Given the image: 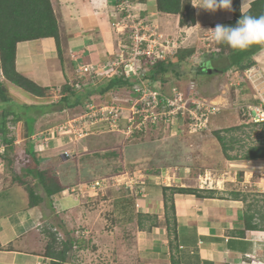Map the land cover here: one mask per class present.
<instances>
[{"label":"crops","instance_id":"1","mask_svg":"<svg viewBox=\"0 0 264 264\" xmlns=\"http://www.w3.org/2000/svg\"><path fill=\"white\" fill-rule=\"evenodd\" d=\"M50 1L59 26L61 39L59 48L54 37L20 41L16 47L17 71L38 85L50 88L45 96H36L29 92L36 100V104H43L42 101L52 97L50 95L52 92H60L66 82L69 84L76 82L74 80L80 64L100 63L105 66L107 62L112 61L122 42L119 39L121 33L115 28V23L122 18L120 15L109 14L113 0ZM239 1L240 9L243 11L250 8L248 0ZM136 6L150 19L159 16L163 24H171L172 20H175V25L168 34L173 35L179 29V15L159 11L155 0H138ZM232 9L210 12L212 17L210 25L213 26L208 27L209 24L200 20V15L204 17L208 12L197 8V24L190 30V36L195 32L196 34L207 32L209 28L214 29L217 24L232 20L235 17L233 0ZM90 16L93 20L87 21L85 25V19ZM204 24L206 28L201 31L199 28ZM173 30H176L175 33ZM63 35L66 36V41L62 40ZM253 58L256 64L252 67L255 70L262 68L264 71V47ZM256 102L258 100L252 101L253 104ZM24 103L30 104V101ZM51 128L53 127L49 126L36 132L32 131L28 137L24 136L25 131L21 132L18 144L14 145L22 147L26 143L28 146L29 142L37 145L39 140L35 137L38 134L48 135ZM54 139L62 138L55 136L48 140L47 145L42 143L48 155L46 157L40 155L42 167L53 166L46 165V162L51 160L50 151L57 148ZM59 145H63L61 141ZM68 152L70 154L67 156L65 153L61 155L65 160L71 156L76 157L72 150ZM6 163L11 167L9 159L0 160V264H49L50 257L45 253L48 238L43 231L44 227L54 226L56 230L74 236L75 230L71 231L70 226L76 224L82 227L89 225L92 232L88 239L92 240L93 248H98L94 255L106 251L108 259L101 258V264H264V230H251L245 227L242 219L244 201L234 197L229 198L228 195L215 197V192H208L210 189L202 192L207 193L205 197L176 193L172 203L170 202L174 205V211H168L165 208L163 188L154 187L148 190L149 187L147 189L145 187V192L148 190L150 194L135 197L138 213L135 235L132 238H125L121 234L122 228L118 226L116 232L111 235L107 231L101 232L96 228L95 230V226L91 229L92 224L87 222L90 221L87 217L94 214L90 213V210L83 211L86 200L76 199L68 192V188L77 183L67 185L62 181L68 188L55 194L53 198H48L33 174L27 172L26 167L23 171L25 175L17 176L31 181L30 184L42 197L36 205L30 206L25 185L15 181L17 176H11L5 166ZM57 172L61 177L59 169ZM178 177L181 176L172 177L174 182H181L175 184L176 186L197 187L192 181H188L186 176ZM167 181L165 179V184L163 183L165 186L172 185ZM71 216L75 218L73 221ZM83 239L85 238L82 237ZM104 242H107V245L104 246ZM105 247L111 248V258L109 249ZM81 251L85 253L88 249ZM84 262L86 264L88 261Z\"/></svg>","mask_w":264,"mask_h":264},{"label":"rangeland","instance_id":"2","mask_svg":"<svg viewBox=\"0 0 264 264\" xmlns=\"http://www.w3.org/2000/svg\"><path fill=\"white\" fill-rule=\"evenodd\" d=\"M206 11L208 15L204 17L200 15V20H204V22L209 24L208 27L213 26L210 25V22H212L211 11ZM85 20V25H87V21L91 22L93 17L90 16ZM154 20L160 25V30L165 35H169L171 27L175 25V20H172L171 24H163L159 16L155 17ZM205 25H202L199 29L201 31L204 30L206 28ZM174 31L176 30H173V33H175ZM207 35L212 36L210 28L207 32L202 31L200 34L195 32L193 36L189 35L186 45L194 46L198 51L189 59L190 61L188 60L180 66L179 75L171 72L167 79L169 81L165 83L164 89H167L170 85H178L182 89H188V85H190L192 89L194 85L191 82H195V87L200 93V95L196 96L212 98L214 102L219 100L215 103L221 107V110L209 119L208 128L202 131L190 132L188 127L187 129L183 127L184 130L178 131L175 130L177 129L176 126L174 130L169 127V130L167 125L159 123L153 126L149 125L140 130L137 127L139 124L135 122L134 128L127 131L124 120L120 121L119 130L115 129V125H112V120H103L95 124L89 130V134L83 138L75 139L73 136L65 135L58 136L62 138L60 140L54 139V141L56 140L57 148L50 151L52 157L50 161L46 162V165H53L59 169L62 181L65 184L79 183L80 181H82L80 183H88L97 179H103L108 184V188H105L103 192L100 191L99 194L94 196L86 195V197L80 199L86 200L83 211L88 212L90 210V213L94 214L87 217V220H90L87 222L92 224L91 229L95 226L94 229L96 228L101 232L107 231L111 235L116 232V227L118 226L122 228L121 234L125 238H132L135 235L134 231L137 228L136 218L138 215L136 204L134 215H131L129 210H125L127 208L125 202L127 198H135L136 195L140 194L136 190L128 193L125 185H120L118 188L112 186L111 184L116 182L115 177L120 180L121 184L131 177H135V179L144 178L145 184L143 186L146 189L149 187L148 190H152L154 187H166L164 185L165 177L168 180L167 182L172 184L167 187H173L176 186L175 184H181L180 181H173L174 176L175 178L176 175L181 176L178 178L186 176L188 181H192L194 186H197L194 188L214 190L215 197L221 198L228 195L229 198H233L232 193L234 191H240L242 195L247 194V198H238L244 201V209L250 203L264 207V195L262 196L264 193L261 194L259 192L260 188L257 186L258 182H264V159H260L258 162H255V160L227 159L215 133L217 130H221V134L229 142L232 140L233 149L229 151V154L239 158L249 146L264 141V123L257 124L254 119L251 120L250 116L248 118L244 117L240 111V105L252 103V101L259 100L258 98L261 96L264 98V71L262 68H259L261 71L256 70L257 79L253 83L247 78L246 70L238 71L233 68L223 73L220 71L223 63L216 60L212 61L211 64L206 62L203 65L204 70H214L212 75L195 74L196 66L202 63L203 61L201 62V60L205 58L201 56L212 51L211 47L205 46L206 40L204 38ZM65 38L66 36L63 35L62 40L66 41ZM212 46H215L214 40L212 41ZM85 66H93L95 68V72L90 78L88 72L79 71ZM175 69L177 70L178 67ZM79 72H84L86 76ZM107 72H109V68H104L103 64L83 63L77 67V75L75 80H73L79 81L81 78L86 77L83 81L89 82V79H92L94 75L95 78L101 77L105 76ZM190 77L193 79L191 80ZM96 83L97 80L93 84L95 85ZM13 85L6 83L9 90L8 94L11 98L10 101L12 102L7 104L0 102V115H2L4 109L12 110L15 115H19V119L14 123L15 125L10 123L11 126H14L13 131L17 135L15 140H18V136L21 132L26 131L27 127L36 132L49 126L54 127L59 122L63 123L69 118L79 116L88 102H92L98 107L104 104L116 103L126 106L130 103L131 97H133L129 89L126 88L120 91L108 92L102 96L96 94L90 96L84 105L79 104L68 107L60 101V92L55 91L50 94L51 98H46V100L42 101V103L44 102L43 104H36V100L33 99L34 97L29 92ZM82 88L81 85L76 86V93H82ZM24 101H30V104H26ZM72 101H75V98H72ZM238 126H241V128L228 130ZM60 141L63 145H59ZM42 143L43 141H39V145L37 144L36 146L37 148L40 147V155L46 157L48 155L43 151ZM14 146L17 147L16 153L11 150L8 155L11 167L7 163L5 166H7L11 176H24L25 173L23 171L26 166L24 158L27 144L24 143L22 147H20L21 145ZM68 150L75 152L76 157L71 156L65 160L61 155ZM13 157L14 160L11 161ZM136 188L141 190L142 186ZM148 190L146 192L144 190L142 193L144 195L150 194ZM21 192L24 193L25 191L22 190ZM168 195L170 196V192H168ZM74 219L71 216V221ZM88 226L84 225L82 227L79 224L70 226V230H75L74 237L80 239L82 241L81 245L84 246L81 247L80 245L75 249V253L69 258L71 264H85L84 260L88 261L86 264H92V262L93 264L96 262L101 264V258L105 257L104 259H108V256L105 255V250L101 254L97 253L94 255L98 248H93L92 240L88 239L92 232ZM57 231L64 234L62 230ZM62 233H59L62 239L68 238L67 236L69 235L64 234L65 237H63ZM82 237L85 238L83 239L84 241ZM105 245H107V242H104ZM80 248L88 249V252L82 253ZM106 249H109L108 253L111 258V248L108 247Z\"/></svg>","mask_w":264,"mask_h":264},{"label":"trees","instance_id":"3","mask_svg":"<svg viewBox=\"0 0 264 264\" xmlns=\"http://www.w3.org/2000/svg\"><path fill=\"white\" fill-rule=\"evenodd\" d=\"M155 2L159 11L179 15V25L182 30L179 33L180 40H183L187 36V31L191 30L194 25L197 24V8L192 6V3H196L195 0H155ZM233 8L235 17L232 20L222 22V25L234 26L241 17L242 13L239 0H233ZM245 12L256 17L264 15V0H254L251 3L250 8ZM40 37H54L59 48V26L50 0H0V60L5 77L4 80L0 79V102L6 104L12 102L10 101L11 98L8 94L9 90L6 83L14 84L36 96H45L49 91L50 88L38 85L16 69L17 43ZM119 39L126 45L132 43L129 32L121 33ZM263 47L264 45L255 44L248 49L241 51L233 50L226 44H218L215 42V46H211L212 51L201 56L205 58L201 60V62L203 61L202 63L196 66L195 74L212 75L214 70H204L203 65L206 62L211 64L213 60H218L223 63L222 68L220 69L223 73H226L233 68L238 71H244L256 64L253 56ZM197 51V48L194 46H183L175 55L166 60L143 58V68L145 70L143 75L144 80L151 85L157 86V84H159V87L161 86V88H164L165 83L169 81H167V79L169 75H171V72L179 75V70L181 69L180 66L191 59ZM176 67H178L177 70L175 69ZM85 78L86 77L78 81L81 84V88L83 87L82 93L80 94L76 93L75 84L71 85L66 82L62 85L60 89V101L63 102L62 104L65 106L67 105L68 107L79 104L84 105L87 103L90 96L96 94L102 96L108 92L120 91L126 88L129 89L136 83L135 81L130 80L122 70L120 73L103 75L93 79L88 78L92 83L97 80L95 85H91L90 81H83ZM190 78L191 80L193 79L192 77ZM191 83L194 87L191 89V86L188 85V89L184 88L186 92L188 93L193 90L192 92H195L196 95H200L195 87V82ZM72 98H75V101H72ZM12 115L13 117H11ZM18 119L19 115H15L14 111L8 109H4L2 115H0V142L6 146L5 152L3 154L0 153V160H10L8 155L11 150H14V153H16L17 147L14 146V141L17 135L9 128V122L16 123ZM183 127L184 129H187V122L182 125L178 131H181ZM239 128H241V126L232 127L228 130H236ZM215 133L216 138L222 145V149L227 159H243L248 161L264 159V141L249 146L239 158L238 156H231L229 154V151L233 149L231 144L232 140L229 142L226 137L221 134V130H217ZM31 134L32 129L27 127L24 136L28 137ZM40 151L41 150L37 151L36 143L29 142L28 146L25 148V168L27 167V172L31 175L33 174L36 178L37 182L45 191L46 196L48 198H53L55 194L65 190L68 186L62 183L61 177L55 166H41ZM43 151L45 150L43 149ZM12 160H14V157L11 161ZM33 169H35V171H33ZM15 181L25 185L29 196L30 206L36 205L39 200L42 199L35 187L30 184L31 181H28L27 183V180L25 181L21 176H17ZM126 191L128 193L131 192L128 188ZM203 191L205 190H200L194 187L166 186L163 188L165 208L168 211H174V205L170 204V202L172 203L173 196L176 193L193 194L195 196L205 197L204 193H202ZM168 192H170V196L168 195ZM208 192L214 193V190H208ZM208 195L209 197L211 196V194ZM232 195L236 199L239 197L247 198L248 196L247 194H243V196L240 191H234ZM125 205H127L125 210H129L131 215H134L135 198H127ZM242 219L247 229L264 230V207L254 203L248 204L242 213ZM43 231L48 238L45 253L50 257L49 264H71L69 258L73 255L75 249L81 245L82 241L76 239L72 234L67 236L68 238L62 239L54 226L46 225ZM81 247L84 246L81 245ZM80 250H82V248H80Z\"/></svg>","mask_w":264,"mask_h":264},{"label":"built area","instance_id":"4","mask_svg":"<svg viewBox=\"0 0 264 264\" xmlns=\"http://www.w3.org/2000/svg\"><path fill=\"white\" fill-rule=\"evenodd\" d=\"M138 0H113V4L109 14L112 16H121V20L115 23V28L120 33L129 32L132 43L130 45L120 42V48L112 61L107 62L104 68H109L106 75L122 72L132 81L135 85L129 88V92L133 97L130 103L125 105L104 104L98 107L94 103H87L85 109L77 117H72L63 123L56 125L48 130V135L38 134L35 139L43 141L46 145L48 140L55 136L70 135L75 139L83 138L89 134V130L93 128L99 121L112 120V125L116 126L119 130L120 121L126 122L127 131L132 130L134 126L143 130L149 125H156L162 123L167 127L174 130L175 126L178 130L182 124L187 122L190 132L202 131L208 128L209 119L221 110V107L214 102L212 98L204 96H196L195 92L187 93L186 90L178 85H170L167 89L161 86H154L144 80L143 58L152 60H166L173 55L183 46L189 38L190 30L187 31V36L179 39L180 26L177 32L173 35H165L161 32L159 24L149 16H145L143 12L136 6ZM205 46H212V36L207 35L204 38ZM80 69V68H79ZM89 73V78L95 72L93 66H85L79 71ZM120 70V71H119ZM84 72L82 73L83 75ZM257 71L254 67L246 69L245 73L247 78L255 83ZM86 76V75H85ZM4 78L2 64L0 61V79ZM95 78V75L93 76ZM92 78V79H93ZM72 84L75 86L81 85L76 81ZM71 84V85H72ZM258 98V102L246 103L241 105L242 115L251 120L254 119L255 123H264V98ZM223 109V107H222ZM136 117V120L134 121ZM73 122V123H72ZM118 122V123H117ZM15 125L9 122V128L14 129ZM38 141V143H39ZM14 143H18L17 140ZM39 145V144H38ZM37 148V146H36ZM37 148V150H39ZM6 150L5 144L0 142V153ZM70 154L66 151V155ZM144 178L135 179V177L128 178L125 182L115 177V184L111 185L118 188L120 185H125L131 192L136 190L137 193L143 194L145 186ZM165 179H167L165 177ZM203 181V180H201ZM205 182V181H204ZM138 184H142L141 190H137ZM108 184L103 179H97L88 183H79L71 188H68L70 195L82 199L86 195H97L99 192L107 187ZM140 186V185H138ZM260 188L259 192L264 193V182L257 183ZM263 195V194H262Z\"/></svg>","mask_w":264,"mask_h":264},{"label":"clouds","instance_id":"5","mask_svg":"<svg viewBox=\"0 0 264 264\" xmlns=\"http://www.w3.org/2000/svg\"><path fill=\"white\" fill-rule=\"evenodd\" d=\"M248 2L250 5L252 0H248ZM192 6L211 12L218 9L233 10L232 0H198V2L192 3ZM241 13V17L234 26L217 24L214 29H210L212 39L218 44H226L233 50L241 51L255 44L264 45V15L252 16L242 9ZM4 79L5 77L1 80Z\"/></svg>","mask_w":264,"mask_h":264},{"label":"bare ground","instance_id":"6","mask_svg":"<svg viewBox=\"0 0 264 264\" xmlns=\"http://www.w3.org/2000/svg\"><path fill=\"white\" fill-rule=\"evenodd\" d=\"M225 100V99H224ZM219 100H215V102H218Z\"/></svg>","mask_w":264,"mask_h":264}]
</instances>
